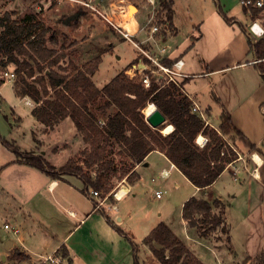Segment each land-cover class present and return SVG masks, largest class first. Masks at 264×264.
<instances>
[{"label": "crops", "instance_id": "0c3cea01", "mask_svg": "<svg viewBox=\"0 0 264 264\" xmlns=\"http://www.w3.org/2000/svg\"><path fill=\"white\" fill-rule=\"evenodd\" d=\"M217 1L230 21L225 20L219 13L215 0H211L214 8L205 18H198L193 24V27L197 28L196 34L191 35L192 38L187 34L181 40L180 44L184 48L189 44L193 45L196 54L192 58H197L196 62L182 56L180 48L177 49L176 54L169 55L168 53V56L183 59L184 76L180 80L181 89L191 101L199 106L202 114H209L211 106L199 96L198 89L187 90L185 82L190 83L194 77L207 78L216 74H231L223 82L227 91L216 92L217 95L212 93L215 102L219 105V111L216 114L219 118L217 124L210 122L208 118H202L217 129L222 110L225 109L231 115L240 134L234 135L227 141L240 152L243 160H234L229 163L213 183L200 189L194 186L175 165H171V161L162 152L156 150L148 154L143 164L136 165L138 179L131 182L121 178L118 187H123V190L129 189L126 194L109 201L112 198L111 194L101 205H97L96 197L82 191L83 183L79 177L73 174H60L58 178L49 176L38 168L19 161L11 150L0 143V194H3L5 198H12L14 204L11 208L3 210L7 217L4 223L11 222L20 228L18 236L10 232L11 235L17 237V242L21 245L20 249L16 248L14 241L7 239L5 247L0 250L3 260L10 257L15 258L13 254L18 252L24 255L19 259L28 260L31 264H40L48 255L56 256L59 264H136L132 255L131 243H133L140 245L138 252L142 250L149 257L151 254L157 261L148 246L142 243L143 237L149 233L152 226L144 224L141 227V234H136L126 218L137 209L136 205L133 201L129 202L133 208L122 207L120 204V201L129 194L136 197L137 186L144 179L142 169L152 165L156 178L163 181L170 180L173 187L178 186L177 179L191 186V192L181 200L180 210L183 203L191 196L203 197L207 200L217 198L224 202V219L229 230L230 244L236 253L235 256L227 250V255L217 260V253L214 249L208 246V243L201 241V238L206 239L208 236L200 237L196 232L194 236L188 231L184 239L178 236L204 264L209 263L202 254L197 252L194 244L209 247L215 255L217 264H232V259H230L232 256L242 259L247 255L251 257L249 261L260 259L264 263V158L257 151L250 150L251 144L258 146L264 144V78L254 66L258 59L251 51L245 33L246 30L254 40L264 38V33L255 35L249 29L253 21L264 29V10L253 15L252 8L261 5H243L240 0ZM238 5L240 9H237ZM172 8L173 15L170 25L172 31L158 36L159 43L171 37H178L179 29L177 23L175 25L174 22V0H172ZM161 11H163L162 17L165 16V10ZM137 26L138 21L136 20L133 29L129 30L134 32ZM206 32L207 37L205 38ZM209 34L210 40L208 39ZM194 64L200 72L195 70ZM13 92L29 108L31 131L34 132L35 128L42 126L31 113L34 105L27 104L26 97L17 96L14 87ZM201 101L207 107L205 110L201 107ZM11 112L17 127L21 116L14 109ZM65 121L66 119L61 123L65 124ZM69 122L74 128L72 121ZM32 149L36 151L35 143L29 147V150ZM255 153L261 157V161L254 158ZM152 155L160 157V161H151ZM162 170L167 173V176L160 175ZM226 174H229L230 180ZM151 180H154V177ZM198 193L204 196H197ZM158 210L157 208L156 211ZM138 212L140 211H134V213ZM161 213H158L160 217L158 219L164 221ZM106 217L112 220L115 226H112ZM180 218L186 229V221ZM148 219L150 222L153 221L151 216ZM117 227L122 229L124 234L118 232ZM173 232L176 234L175 230ZM190 239L193 243L188 244ZM61 245H65L69 251V262L66 258L55 254ZM218 252H224V249L220 248ZM47 264L54 263L48 262Z\"/></svg>", "mask_w": 264, "mask_h": 264}, {"label": "trees", "instance_id": "16d2710c", "mask_svg": "<svg viewBox=\"0 0 264 264\" xmlns=\"http://www.w3.org/2000/svg\"><path fill=\"white\" fill-rule=\"evenodd\" d=\"M215 2L219 13L229 22L230 18L221 5L217 0ZM161 6L171 25L172 0H161ZM261 10H264V0L260 7L252 8V13L255 15ZM49 31L50 27L39 11L22 17H15L14 11H5L0 16V70L7 71L9 65H14V91L17 96L29 97L33 101L31 113L34 118L48 129L69 118L85 147L79 158L70 157L54 169L41 154L22 151L0 134V142L19 161L55 178L60 174H73L81 179L84 193L89 194L90 189H94L104 195L112 189L113 179L119 172L121 176L126 175L128 181L138 179L136 165L143 164L148 154L156 150L200 189L213 183L236 159L237 154L227 139L240 134V131L225 109L220 113V122L215 129L199 113L192 111L191 99L182 91V83L179 86L173 83L159 86L152 81L149 87H144L139 77L130 79L121 70L102 86H97L92 75L102 60L103 50L80 65L70 58L64 64L68 52L63 46L47 45ZM245 33L248 45L258 59L254 66L264 78V38L254 40L246 30ZM175 58L168 57L163 62L170 64ZM2 82L0 79V84ZM149 102H153L165 116V122L157 128L145 120L143 108ZM166 124H172L173 129L162 134L160 128ZM198 134L208 137L203 146L195 141ZM33 139L37 140L34 134ZM114 145L119 148L117 152H113ZM263 148L264 144H251L250 150L257 151L264 158ZM112 152L123 156L117 162L110 157ZM224 211V202L217 198L207 200L191 196L182 205L181 217L200 237L220 229L226 234L227 250L235 256ZM116 229L124 234L119 227ZM142 243L148 246L160 264H204L163 221L151 228ZM131 244L137 264L138 247ZM55 254L70 261L65 245H61ZM13 255L17 258L24 256L18 252ZM250 258L244 256L234 264H247Z\"/></svg>", "mask_w": 264, "mask_h": 264}, {"label": "rangeland", "instance_id": "374dc122", "mask_svg": "<svg viewBox=\"0 0 264 264\" xmlns=\"http://www.w3.org/2000/svg\"><path fill=\"white\" fill-rule=\"evenodd\" d=\"M85 2H88L90 6H86L84 4ZM129 4L135 5L137 10L133 9L130 11ZM122 7L127 9L126 15L119 14L120 8ZM213 8L214 4L211 0H174V22L175 25L177 23L179 29L178 39L175 36L163 40L160 43L167 47L169 55L176 54L177 49L180 48V52L183 54L182 56H185L186 59H193L194 62H196L197 58H192L196 54L193 50V45L189 44L184 48L180 43L182 38L187 36V34H189L188 36L190 38H192L191 35L196 34L197 28L193 27L194 22L198 18H205ZM237 9H240L239 5ZM161 10L163 9L160 0H155L154 5L148 0H0V16L5 11H14L15 17H22L27 13H34L37 11L41 12L45 17L46 24L50 27V31L46 35L47 45L55 48L63 46L68 52L69 56L63 60L64 64H66L67 60L70 58L80 65L103 50L101 53L102 60L97 70L92 75V80L97 86H102L121 70L127 72L128 66L139 58L140 52L138 48L120 32L118 28L120 23L123 24V27H126V21H133L136 24L137 20L138 26L136 30L139 33L136 36H132V39L141 40L147 36V32L143 31L142 27H146L147 29L151 24V18L155 11H159L157 13V18L162 17L163 11ZM76 11H79V16L77 18L70 20L68 23L63 22L67 16ZM102 14L109 15V19H111L115 25H118V27L111 24ZM207 22H209V20H207ZM205 35L206 38L207 32ZM208 39L210 40V34L208 35ZM73 41L74 44H72ZM193 67L196 71L200 72L196 64H194ZM14 68V65H9L7 71H13ZM229 75L231 74H216L207 78L194 77L190 80V83L185 82L187 90H191V88L198 89L200 92L199 96L211 106L209 114L203 113V117L204 119L208 118V120L214 124H217L219 120L216 115L219 111V105L215 102L212 93L217 95L216 92L227 91L226 85H224L223 82ZM0 79L5 80L0 85V134L4 138L12 141L22 151H33L36 154H41L54 169L63 165L67 158L80 157L85 144L76 131V128L70 125L69 121L71 120L69 118H65V124L61 123L63 119L53 128L48 129L42 125L35 128V131L32 132L29 108L24 104L23 100L21 101L15 96L13 92V78L3 76V70H0ZM201 107L204 110L207 108L203 101H201ZM12 109L16 110L21 116V121H19L17 127L15 125L16 120L13 118L11 112ZM67 123L69 124L67 125ZM160 132L162 133V131ZM33 134L37 140L33 139ZM198 135L207 137L203 134ZM34 143L36 151L33 149L29 150V147ZM43 150L44 152H42ZM118 150V146L114 145L113 152H117ZM113 152L110 157L118 162L123 155ZM150 159L153 162L160 161V157L157 155H152ZM122 168L124 169V167ZM123 169H120V171L122 172ZM38 173L41 172L38 171ZM142 173L144 179L142 183L137 186L138 192L136 193L137 195H135L136 197L129 194L120 201L122 207L128 206L129 208H133L132 204L129 205V202L133 201L136 205L135 208H137L134 211H140L138 213H134L133 211L130 216H126L127 222L132 226L134 232L136 234H141V227L144 224H149V226L154 227L160 220L158 219L160 218L158 217V213L162 212L161 218L164 220L163 222L171 226L176 231L177 236L184 239L187 231L194 235L195 230L189 229L187 225L185 229L180 218L181 200L186 194L191 192V186L187 184V182L177 179L178 186L173 187L170 180L163 181L156 178L157 176L152 165L144 170L142 169ZM119 174L121 173L119 172ZM119 174L117 173V177L113 179L112 189L116 188L121 182V178L128 181L126 175L121 176ZM152 177H154V180H151ZM226 177L230 180L229 174H226ZM156 190H161L160 197H156ZM197 196L204 195L198 193ZM111 197L109 201L115 199L113 195ZM13 205L12 198H5L3 194H0V250L5 247L7 239L14 241V247L20 249L21 246L17 242V237L11 235L10 230L3 226L5 220H7L3 210L5 208H11ZM157 208L159 209L158 211H156ZM149 216L153 218V221H149ZM201 241L208 243V246L214 249L217 253V260L220 257L224 258L228 253L226 234L222 233L220 229H216L214 232L210 233L206 239L201 238ZM191 243H193V241H191V239L188 240V244ZM194 245L197 252L202 254L209 264H217V260L214 257L215 255L209 247L207 248L198 243ZM137 247V264H160L154 260L151 254L149 257L142 250L138 252L140 245H137ZM220 248H223L224 252H218ZM230 259H232V262L231 260H229V262L233 264L242 260L241 257L236 258L233 256ZM50 262L59 264V262ZM47 263L48 262H40V264ZM0 264L31 263L28 260L19 259L17 257H10L3 260L2 255H0ZM247 264L264 263L262 260L256 259L255 261H249Z\"/></svg>", "mask_w": 264, "mask_h": 264}, {"label": "built area", "instance_id": "2783aa9c", "mask_svg": "<svg viewBox=\"0 0 264 264\" xmlns=\"http://www.w3.org/2000/svg\"><path fill=\"white\" fill-rule=\"evenodd\" d=\"M148 1L152 5H154L155 3V0H148ZM240 2L243 5H250V4L258 5V6L262 5V0H240ZM84 4L86 6H90L88 2H85ZM126 13H127V9H125L124 7L120 8L119 14L126 15ZM103 16L111 24L115 25V23H113L112 20L109 19L110 18L109 15L108 16L103 15ZM115 26L118 27V25ZM118 28L120 29V32L123 34V36L129 41H131L133 45H135L140 52L139 58L128 66L127 72L125 71L130 79L139 77V80L144 85V87H149L152 81L159 86H164L169 83H173L178 86L180 85L181 77L184 76V73L182 72V68L184 65L183 59L177 57L170 64L164 63L163 59L169 57L168 50L166 46H163L158 42L159 41L158 36H161L163 34H168L172 31V27L170 26L165 16L157 18V12L155 11V13L152 15L151 18V24L147 27V29L146 27H142V30L147 32V36H145V38H142L141 40L132 39V36H135L137 33H139L137 30L131 32L129 29H125L123 27V24H120ZM249 29L255 35H261L262 33H264V29L256 21L250 23ZM3 76L14 78V72L3 71ZM25 102L30 105L34 104L29 97L25 98ZM191 105H192V110L199 113L200 116L203 117V114L201 113L199 106L194 101H191ZM195 141L200 146H203L207 141V137L202 136V139L200 141L198 140L197 137ZM229 145L237 154L235 160H239V159L243 160L240 152L232 144L229 143ZM171 165L174 164L171 162ZM160 175L162 177H165L167 176V173L164 170H162L160 172ZM119 184L116 186L117 190H115L116 188L111 189L109 192H107L104 195H101L98 191L94 189H90L89 193L93 197L97 198V205H101L104 202V200L107 199L111 194L114 197H119L117 193L118 191H120V189H123V187H118ZM128 190L129 189L123 190L121 195L126 194ZM155 195L156 197H160L161 190L155 191ZM3 226L4 228L9 229L14 235L18 236L20 232V228L17 225L6 222L4 223ZM50 261L57 263L59 262L58 258L53 255H48L42 260V262H50Z\"/></svg>", "mask_w": 264, "mask_h": 264}, {"label": "water", "instance_id": "95a60500", "mask_svg": "<svg viewBox=\"0 0 264 264\" xmlns=\"http://www.w3.org/2000/svg\"><path fill=\"white\" fill-rule=\"evenodd\" d=\"M129 8L131 11V8H135L137 10V7L133 4H129ZM79 16V11L74 12L73 14L67 16L63 22L68 23L70 20H73ZM144 113V112H143ZM145 120L146 122L153 128H157L161 124L165 122V116L163 113L155 107L153 111H151L148 115L145 114ZM156 246H160L159 244H156Z\"/></svg>", "mask_w": 264, "mask_h": 264}, {"label": "bare ground", "instance_id": "6f19581e", "mask_svg": "<svg viewBox=\"0 0 264 264\" xmlns=\"http://www.w3.org/2000/svg\"><path fill=\"white\" fill-rule=\"evenodd\" d=\"M133 9H135V8H131V10H133ZM133 24H134V22L133 21H130V22H128V21H126L125 22V25H126V27H124L125 29H132V26H133ZM155 104L153 103V102H149V103H147V105L143 108V112H144V114H146V115H148L151 111H153L154 109H155ZM161 129V131H162V133L163 134H168L169 132H171L172 131V129H173V125H171V124H166L163 128H160ZM202 139V135H199L198 136V140L200 141ZM254 158L257 160V161H261L260 160V156L257 154V153H255L254 154ZM123 192V189H120V191H118V193H117V195L118 196H120L121 195V193Z\"/></svg>", "mask_w": 264, "mask_h": 264}]
</instances>
